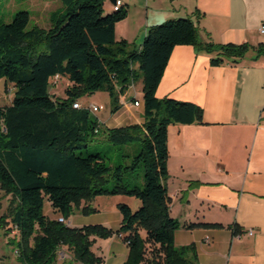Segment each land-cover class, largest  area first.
<instances>
[{"label":"trees","instance_id":"obj_1","mask_svg":"<svg viewBox=\"0 0 264 264\" xmlns=\"http://www.w3.org/2000/svg\"><path fill=\"white\" fill-rule=\"evenodd\" d=\"M107 1L62 0L64 8L53 15L49 28H28V11L17 12L9 23L0 22V79L14 86L11 102L0 105V189L17 198L10 232L17 226L19 257L26 264H54L65 245L75 260L99 264L102 258L93 253V241L114 233H124L129 248L124 264H197L193 244L175 243L181 223L171 215L166 185L168 130L172 123H204V111L191 101L159 98L157 88L176 45L193 44L215 53L214 64L243 57L255 47L202 43L190 17L149 26L142 44L135 46L116 38V25L127 17L128 8L122 3L106 11ZM56 75L71 83L64 97L51 92ZM140 75L141 124L107 127L88 106L74 107L84 95L103 90L116 112L120 96ZM99 133L114 144L140 141L132 164L111 166L103 155L84 149ZM139 164L143 185L125 182L124 174ZM110 178L116 180L112 188L107 186ZM118 194L135 197L140 205L134 209L126 202L118 204L122 220L117 229L102 224L73 227L44 213L46 199L67 219L82 201ZM82 211L89 212L86 206ZM3 217L1 223L7 220ZM199 225L219 224L189 227Z\"/></svg>","mask_w":264,"mask_h":264},{"label":"crops","instance_id":"obj_2","mask_svg":"<svg viewBox=\"0 0 264 264\" xmlns=\"http://www.w3.org/2000/svg\"><path fill=\"white\" fill-rule=\"evenodd\" d=\"M122 2L128 15L116 25L118 40L140 46L149 26L170 18L190 17L202 43H247L255 47L243 57L214 64L215 53L193 44L176 45L156 94L159 98L194 102L204 111V123L169 125L166 185L171 215L181 223L175 232L176 245L193 244L197 264H264V46L259 47L264 44V32L260 30L264 24V0ZM113 7L112 0L105 3L106 11ZM61 79H65L64 88L71 84L67 78L58 77L54 84L58 94ZM0 80L4 83L0 105H6L12 100L14 86L4 78ZM10 89L12 94L7 99ZM107 95L109 99L108 92ZM136 100L140 105H135ZM119 102L116 112L108 107L109 112L98 116L104 126L144 122L143 92L141 99L135 94L128 102L121 97ZM101 104L107 107V103ZM101 104L92 101L89 106ZM133 198L130 197L135 201ZM96 210L87 214L78 211L73 218L76 223L67 218V225L94 224L86 215ZM54 215L51 218L58 219L61 214L54 211ZM119 221L118 216L114 229L120 227ZM195 223L219 225L189 227ZM109 228H113L111 224ZM249 228L254 229L253 235L247 234ZM113 246L115 260L109 262L111 257L103 254L105 264H124L128 245L117 239ZM6 258L0 262L7 264Z\"/></svg>","mask_w":264,"mask_h":264},{"label":"rangeland","instance_id":"obj_3","mask_svg":"<svg viewBox=\"0 0 264 264\" xmlns=\"http://www.w3.org/2000/svg\"><path fill=\"white\" fill-rule=\"evenodd\" d=\"M64 8V4L62 0H0V22L9 23L13 20L15 14L19 11H28L30 14V22L28 28H32L33 26H40L43 28H49L52 25L53 15L62 10ZM137 46V45H135ZM134 87H129L123 95L120 97L122 98L123 102H128L131 100L135 94L138 96L139 99L142 97V88L144 86L143 77L140 75L136 81L134 82ZM4 86L3 80H0V88ZM51 89L52 94L58 92L54 88ZM65 79H61L58 87H61L60 92L64 95L65 93ZM12 94V90L7 91V99L10 98ZM120 100V99H119ZM92 101H96L97 103H107V107L104 106L103 109L93 112L94 115L97 117L99 115H103L108 111V107H112L114 102L111 98L108 99V95L106 91L99 90L94 93H89L84 95L80 102H82L83 106L91 105ZM109 101V102H108ZM87 149L89 153H99L106 157L107 163L111 166H118V165H130L134 160V155H136L141 149L140 141H133L127 144H114L108 141L103 133H99L95 136V138L91 139L88 142V147L84 148ZM123 179L125 182L131 185H143V166L139 164V166L134 171H128L124 174ZM116 180L114 178H110L107 186L112 188L115 185ZM131 197V196H130ZM128 195H98L93 198V203L91 201H82L81 208H75V210L70 214L68 217L71 220H74L75 214H78V211L85 213L82 211V208L86 206L89 212H92V208H99L98 211L91 213L88 216L91 222L97 224L106 225L107 223L111 224V227L114 229V224L118 221V216L120 218L119 223L122 220V215L118 207V202L126 201L129 203L134 209H137L140 205V200L133 198L130 199ZM17 203V198L10 192L6 193L3 189H0V218L1 216L6 220V222H0V260H4L6 257L7 264H26L24 263L19 255L16 253V250L19 249L17 244V235H14L10 232V214L11 210L14 208L15 204ZM88 212V213H89ZM44 213L51 218L54 215V211L50 204V201L46 199L44 205ZM110 213L115 214V217H111ZM87 214V213H85ZM62 215L58 216L61 217ZM83 218V215H80ZM64 217V216H63ZM55 219H57L55 217ZM109 220V222H108ZM84 221V220H82ZM109 224V225H110ZM108 225V227H109ZM10 233V234H9ZM144 234V232H143ZM124 233H114L110 237L100 238L96 237L93 241L92 251L95 256L101 257L102 261L99 264H105L107 262V258L103 255L106 254L109 256V262H113L115 260V247L113 243L115 240L119 239V241L125 242L123 240ZM94 238V237H92ZM33 239L31 240V244H33ZM126 243V242H125ZM127 244V243H126ZM62 252V253H61ZM129 252V250H128ZM6 256V257H5ZM64 261V264H83L81 261L74 259L73 250L70 249L68 246H61L57 251V256L54 264H60ZM3 261L0 262L2 264Z\"/></svg>","mask_w":264,"mask_h":264},{"label":"built area","instance_id":"obj_4","mask_svg":"<svg viewBox=\"0 0 264 264\" xmlns=\"http://www.w3.org/2000/svg\"><path fill=\"white\" fill-rule=\"evenodd\" d=\"M122 3H123L122 0H116L113 8L117 9L119 6L122 5ZM260 30H261V32H264V24L260 27ZM58 77H59L58 75L55 76V78H54L55 82L58 79ZM135 105H140V101L136 100L135 101ZM82 106H83V104L80 101L74 103V107H76V108H79V107H82ZM88 107H89V109L92 112H97V111L103 109L104 105H102V104L101 105H92V106H88ZM263 112H264V108H263ZM58 220L67 224V219L65 217H63V216L59 217ZM12 233L13 234H18L17 226L13 227ZM247 234L248 235H253L254 234V229L253 228H249ZM16 253L18 255L20 254L19 249L16 250Z\"/></svg>","mask_w":264,"mask_h":264},{"label":"water","instance_id":"obj_5","mask_svg":"<svg viewBox=\"0 0 264 264\" xmlns=\"http://www.w3.org/2000/svg\"><path fill=\"white\" fill-rule=\"evenodd\" d=\"M112 1H113V2H114V4H115V1H116V0H112Z\"/></svg>","mask_w":264,"mask_h":264}]
</instances>
